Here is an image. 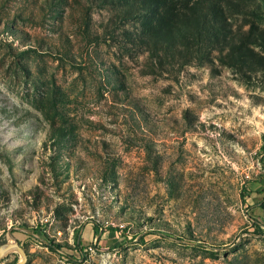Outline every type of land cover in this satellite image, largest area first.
Returning <instances> with one entry per match:
<instances>
[{
  "label": "rangeland",
  "instance_id": "obj_1",
  "mask_svg": "<svg viewBox=\"0 0 264 264\" xmlns=\"http://www.w3.org/2000/svg\"><path fill=\"white\" fill-rule=\"evenodd\" d=\"M206 1L0 0V251L264 264V0Z\"/></svg>",
  "mask_w": 264,
  "mask_h": 264
},
{
  "label": "trees",
  "instance_id": "obj_2",
  "mask_svg": "<svg viewBox=\"0 0 264 264\" xmlns=\"http://www.w3.org/2000/svg\"><path fill=\"white\" fill-rule=\"evenodd\" d=\"M150 2L149 5H145V1L144 0H138L137 4L140 5L142 4L143 7L145 8L144 11H150L151 7L153 4H157L159 3V0H148ZM134 3V2H133ZM206 4H208V6H199L198 7V12L201 16V18L203 19L201 28L203 30V33H210V34H214L213 31L215 30V25L212 21H210V19L212 17L215 16V13L213 11V9L217 6V4L215 2H213L212 0H207ZM138 8V6H137ZM139 9H132V11H136L138 12ZM260 227L263 226L262 223H257ZM6 244V241H4L3 239H0V248ZM45 246L48 247L51 251H59L62 249V246L59 244H55V243H51V242H44ZM79 246V244H78Z\"/></svg>",
  "mask_w": 264,
  "mask_h": 264
},
{
  "label": "water",
  "instance_id": "obj_3",
  "mask_svg": "<svg viewBox=\"0 0 264 264\" xmlns=\"http://www.w3.org/2000/svg\"><path fill=\"white\" fill-rule=\"evenodd\" d=\"M14 248H16L22 255V261L19 264H25V262L27 260V254L17 243L13 246L7 245L5 250L0 251V259L2 256H4L6 254V252H8L10 249H14Z\"/></svg>",
  "mask_w": 264,
  "mask_h": 264
},
{
  "label": "bare ground",
  "instance_id": "obj_4",
  "mask_svg": "<svg viewBox=\"0 0 264 264\" xmlns=\"http://www.w3.org/2000/svg\"><path fill=\"white\" fill-rule=\"evenodd\" d=\"M5 249H6V248H4V250H5ZM10 250H12V249H10ZM10 250H9V251H10ZM6 253H7V252H6Z\"/></svg>",
  "mask_w": 264,
  "mask_h": 264
}]
</instances>
